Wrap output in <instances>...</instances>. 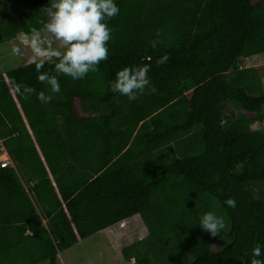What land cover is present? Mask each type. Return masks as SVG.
<instances>
[{"label":"trees","instance_id":"obj_1","mask_svg":"<svg viewBox=\"0 0 264 264\" xmlns=\"http://www.w3.org/2000/svg\"><path fill=\"white\" fill-rule=\"evenodd\" d=\"M116 3L97 72L59 76V94L37 79L57 75V58L0 75V138L15 166L0 167V264H58L135 216L147 235L122 248L126 264H251L252 248L264 251V86L239 60L264 54V0ZM47 4L0 0V43L44 31ZM132 65H148L151 84L129 102L109 83ZM17 84L53 99L25 100ZM213 210L228 223L216 237L198 226Z\"/></svg>","mask_w":264,"mask_h":264},{"label":"clouds","instance_id":"obj_2","mask_svg":"<svg viewBox=\"0 0 264 264\" xmlns=\"http://www.w3.org/2000/svg\"><path fill=\"white\" fill-rule=\"evenodd\" d=\"M41 11L47 18L44 30L63 45L64 51L55 53L58 62L54 65V71L57 75L43 72L37 79L40 83L46 84L51 93L59 94L61 91L59 76L70 77L73 81L83 80L89 73L97 72L100 63L108 59L107 45L112 39V29L108 22L120 13V8L116 0H48L47 6ZM156 46L157 41H153L152 47ZM32 47L37 55L48 54L37 46L35 40ZM12 51L13 54H19L20 49L14 48ZM168 59L169 57L165 55L157 64H164ZM41 68L43 64L37 65L38 72ZM149 71L148 65L123 67L109 83L110 91L126 97L129 102L137 100L151 84ZM15 93L25 100L35 94L41 104H48L53 99L52 95L44 91L36 93L33 87L23 84L16 85ZM224 204L229 208L236 207L234 198L226 199ZM198 226L213 237L228 230L226 217L218 215L214 210L201 214L198 217ZM262 255H264L262 246L257 244L251 250V264H264V260L258 259Z\"/></svg>","mask_w":264,"mask_h":264},{"label":"rangeland","instance_id":"obj_3","mask_svg":"<svg viewBox=\"0 0 264 264\" xmlns=\"http://www.w3.org/2000/svg\"><path fill=\"white\" fill-rule=\"evenodd\" d=\"M21 36V35H20ZM0 43V75L17 69L25 64L34 62L43 63L57 58L56 52H63V45L50 36L45 30L28 36ZM37 46L46 51V56L37 55L33 51V41ZM19 48V54H13V49ZM242 68H256L264 86V56H255L248 59H240ZM87 108L88 106H84ZM84 108V109H85ZM228 112L233 111L241 117L242 112L233 104L227 105ZM87 111V109L85 110ZM147 229L140 216H135L117 224L108 231H101L70 249L62 251L58 255V264H126L121 257L123 247L144 238ZM39 264H48L42 262Z\"/></svg>","mask_w":264,"mask_h":264},{"label":"built area","instance_id":"obj_4","mask_svg":"<svg viewBox=\"0 0 264 264\" xmlns=\"http://www.w3.org/2000/svg\"><path fill=\"white\" fill-rule=\"evenodd\" d=\"M13 166V162L4 147L3 139L0 138V167L9 168Z\"/></svg>","mask_w":264,"mask_h":264},{"label":"crops","instance_id":"obj_5","mask_svg":"<svg viewBox=\"0 0 264 264\" xmlns=\"http://www.w3.org/2000/svg\"><path fill=\"white\" fill-rule=\"evenodd\" d=\"M21 35V36H20ZM18 36H20V37H22V36H25V35H23V34H19ZM17 36V37H18ZM257 56H264V54H261V55H257ZM248 59V58H247ZM13 166H14V163H13ZM15 167V166H14ZM125 222V221H124ZM120 224V223H119ZM122 224V223H121ZM114 227V226H113ZM110 228H112V227H110ZM110 228H108V229H106V230H104L103 232H105V231H108V230H110ZM100 233V232H99ZM98 234V233H97Z\"/></svg>","mask_w":264,"mask_h":264}]
</instances>
